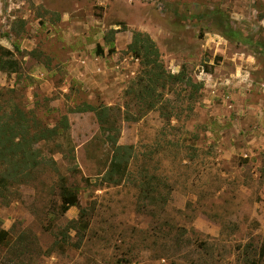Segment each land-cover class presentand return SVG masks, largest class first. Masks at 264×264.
<instances>
[{
  "label": "rangeland",
  "instance_id": "obj_1",
  "mask_svg": "<svg viewBox=\"0 0 264 264\" xmlns=\"http://www.w3.org/2000/svg\"><path fill=\"white\" fill-rule=\"evenodd\" d=\"M134 31L185 77L153 109L129 92ZM0 46L19 62L0 71V114L69 121L32 145L27 180L0 189V264H264V0H0ZM84 104L114 107L133 146L118 184L103 180L112 148ZM148 179L157 200L141 194ZM62 183L79 196L65 212Z\"/></svg>",
  "mask_w": 264,
  "mask_h": 264
},
{
  "label": "trees",
  "instance_id": "obj_2",
  "mask_svg": "<svg viewBox=\"0 0 264 264\" xmlns=\"http://www.w3.org/2000/svg\"><path fill=\"white\" fill-rule=\"evenodd\" d=\"M114 31V30H113ZM112 40H110L111 42ZM129 50L141 61L142 72L138 80L130 86V93H134L136 100L147 109L155 108L157 103V90L165 89L169 83L184 81L183 70L172 73L166 72L161 59V52L156 42L148 33L134 31ZM19 62L13 51L0 46V71L6 73L17 72ZM195 89L203 87V83L191 82ZM1 108V107H0ZM78 111H92L105 135L106 141L111 145L112 153L108 168L103 180L118 184L128 172L129 160L133 155V146L119 143L118 117L114 116L112 106L104 104H84L76 108ZM140 115H124L126 120H138ZM26 112L19 105L14 104L13 111L7 117L0 114V189L1 193L8 190L9 185L27 180L32 171L40 165L38 150L32 145L40 141L48 142L68 131L69 121L67 115H62L60 123L54 127H43L38 122L27 124ZM145 189L141 191L143 198L157 200L152 192L157 191L148 179L144 182ZM63 198L62 209L67 211L71 206L79 204L78 190L67 184H61ZM85 212L82 209V213ZM8 232L0 229V244L6 240ZM264 255V245L262 248Z\"/></svg>",
  "mask_w": 264,
  "mask_h": 264
}]
</instances>
